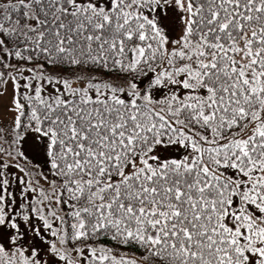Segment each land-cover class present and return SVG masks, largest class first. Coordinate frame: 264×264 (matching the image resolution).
<instances>
[{
	"label": "snow or ice",
	"instance_id": "obj_1",
	"mask_svg": "<svg viewBox=\"0 0 264 264\" xmlns=\"http://www.w3.org/2000/svg\"><path fill=\"white\" fill-rule=\"evenodd\" d=\"M0 264H264V0H0Z\"/></svg>",
	"mask_w": 264,
	"mask_h": 264
}]
</instances>
